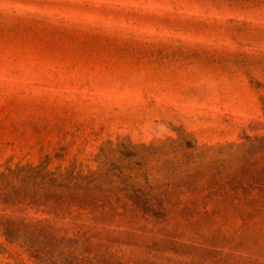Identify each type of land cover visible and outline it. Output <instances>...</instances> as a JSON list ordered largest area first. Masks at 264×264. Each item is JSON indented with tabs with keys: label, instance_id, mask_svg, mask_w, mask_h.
Wrapping results in <instances>:
<instances>
[{
	"label": "rangeland",
	"instance_id": "obj_1",
	"mask_svg": "<svg viewBox=\"0 0 264 264\" xmlns=\"http://www.w3.org/2000/svg\"><path fill=\"white\" fill-rule=\"evenodd\" d=\"M47 222L0 264H264V0H0V227Z\"/></svg>",
	"mask_w": 264,
	"mask_h": 264
},
{
	"label": "trees",
	"instance_id": "obj_2",
	"mask_svg": "<svg viewBox=\"0 0 264 264\" xmlns=\"http://www.w3.org/2000/svg\"><path fill=\"white\" fill-rule=\"evenodd\" d=\"M39 172L41 170H38ZM47 175L50 176L52 183L57 181L59 178L62 179L64 174H57V172H47ZM55 185V184H54ZM56 189L53 190L50 198L53 199V202L47 203L50 204L49 212L54 213L55 216H65L66 214V206L69 203L68 197L63 193L58 191L60 186H64L63 183L59 182L55 185ZM77 200V199H74ZM70 213V212H69ZM77 216H74V219H77ZM75 222V221H74ZM76 223V222H75ZM54 223H45L41 226H27L23 228L21 226H16L14 224L5 225L0 227V230L6 235V237L13 241L18 239H24L25 241L32 242L34 244H38L40 247H53L58 242H63L66 240L65 236H60L59 231L64 230L66 228L61 227L56 229L54 227ZM67 241V240H66Z\"/></svg>",
	"mask_w": 264,
	"mask_h": 264
}]
</instances>
